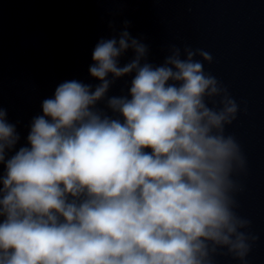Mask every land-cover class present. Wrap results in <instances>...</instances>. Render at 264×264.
<instances>
[{
  "label": "clouds",
  "instance_id": "1",
  "mask_svg": "<svg viewBox=\"0 0 264 264\" xmlns=\"http://www.w3.org/2000/svg\"><path fill=\"white\" fill-rule=\"evenodd\" d=\"M129 26L94 47L100 83H60L10 156L21 137L0 106V264H247V159L225 134L240 106L205 72L210 52L170 44L154 65ZM125 76L127 93L109 96Z\"/></svg>",
  "mask_w": 264,
  "mask_h": 264
},
{
  "label": "water",
  "instance_id": "2",
  "mask_svg": "<svg viewBox=\"0 0 264 264\" xmlns=\"http://www.w3.org/2000/svg\"><path fill=\"white\" fill-rule=\"evenodd\" d=\"M125 20L154 65L163 63L170 44L212 54L205 72L240 106L225 134L236 138L247 159L238 211L259 237L247 264H264V0H0V106L21 137L8 155L27 144L32 118L43 114L42 101L60 83H100L88 71L92 52L101 38H118ZM133 56L129 49L120 65ZM131 78L117 79L108 95L127 93ZM216 264L241 262L217 256Z\"/></svg>",
  "mask_w": 264,
  "mask_h": 264
}]
</instances>
